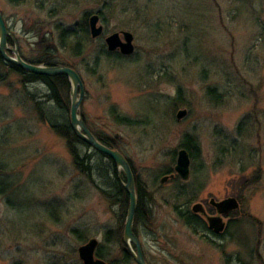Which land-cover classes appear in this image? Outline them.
<instances>
[{
	"label": "rangeland",
	"instance_id": "1",
	"mask_svg": "<svg viewBox=\"0 0 264 264\" xmlns=\"http://www.w3.org/2000/svg\"><path fill=\"white\" fill-rule=\"evenodd\" d=\"M0 11L9 48L26 61L49 49L80 73L81 117L149 194L152 218L135 223L149 264H264V0H0ZM93 14L104 34L82 37L77 56L61 31L80 32ZM123 31L131 55L108 49ZM50 95L0 62V264H84L79 248L93 238L107 264H138L124 254L128 210L105 194H116L109 159L79 143L93 168H77L51 126L66 114ZM188 138L199 152L184 180L175 167ZM229 197L242 204L222 235L195 234L179 216Z\"/></svg>",
	"mask_w": 264,
	"mask_h": 264
},
{
	"label": "water",
	"instance_id": "2",
	"mask_svg": "<svg viewBox=\"0 0 264 264\" xmlns=\"http://www.w3.org/2000/svg\"><path fill=\"white\" fill-rule=\"evenodd\" d=\"M91 34L93 38H98L104 34V26L101 24V16L93 14L90 17ZM9 30L4 21L3 14L0 11V53L7 63H12L25 69L31 73L45 76L65 75L69 78L72 87V107L70 114L71 126L76 134L87 144L93 147L98 152L112 158L118 168H121L126 176L127 182L124 184L130 196V203L127 212L125 226V242L129 248L131 243L136 247V253L133 251V256L138 264H148L143 253L141 243L134 232V221L138 209V194L136 188V177L129 160L117 149L110 148L103 144L90 131L87 124L80 114L82 100L85 94V85L80 73L66 65H39L26 61L17 48L11 49L8 46ZM108 49L112 52L119 51L124 55H131L135 51L134 35L132 32L123 31L115 32L106 37ZM13 53V55L10 54ZM187 115V110H181L178 113V118L182 119ZM177 174L184 180H187L191 175V156L186 149H182L178 154V161L175 167ZM173 177V176H172ZM169 180V176L162 179V183ZM211 204L216 208V215H206L210 230L215 234L220 235L225 233L227 222L225 216L237 211L241 207V203L236 197H229L221 201L215 198L211 199ZM193 211L198 214H206L203 203H196L193 206ZM99 246L97 238L91 239L88 243L79 248L80 258L84 264H107L103 259L96 256V251ZM132 249V248H131Z\"/></svg>",
	"mask_w": 264,
	"mask_h": 264
},
{
	"label": "trees",
	"instance_id": "3",
	"mask_svg": "<svg viewBox=\"0 0 264 264\" xmlns=\"http://www.w3.org/2000/svg\"><path fill=\"white\" fill-rule=\"evenodd\" d=\"M89 16L86 15L80 25V32H78V30L75 29H71V30H65L63 29L61 31V36L62 38H67L68 34L69 36H71L72 38L77 40L76 43V47L74 48L73 52L75 55H80L82 53V44H83V40H81L82 37H88L91 35V31H90V25H89ZM62 47H65L63 44H61ZM104 48L107 49L106 45H104ZM110 54V53H109ZM30 63L33 64H45V65H57L58 62L56 61V59L54 58L53 54L50 53L49 49H47L45 51V54L34 58L33 60H27ZM0 62L4 63L11 71H14L16 73H18L22 78L23 81L26 83H43L44 85H46L49 88V91L51 93L50 95V99L52 101L55 102L56 105L60 106L63 110H64V116H62V118L65 119V122L59 124L57 117V114H55L54 119L51 121V126L52 128L63 138H65L68 142V146L70 149L71 154L73 155L75 164L77 166V168L81 171V172H85V173H90V171H92V166L89 165V163H87L89 156L85 155L82 156L80 149L78 148L79 143H83L87 146H89V144H87L84 140H82L74 131V129L71 126V121H70V117L68 116V112L70 111V102H69V93L71 90V82L69 80V78L65 75H58V76H45V75H38V74H34L31 73L25 69L20 68L19 66H16L12 63H7L5 61V59L2 57L1 53H0ZM67 65V64H66ZM67 66H71L73 68H75L73 65L68 64ZM67 93V94H66ZM213 93V91H212ZM216 93V92H214ZM65 94L68 96V98L65 96ZM41 106H39L38 104V110L41 112V115H44L42 113V109H40ZM128 119L126 118H122L121 121H127ZM95 136L105 145L109 146L110 148L113 149H118L116 147V145L111 142L110 140H108L107 138L94 133ZM184 148H186V150L189 152L190 156L195 159L196 155L199 152V146L196 143H193L192 139H187V141L184 143ZM100 153V152H99ZM102 154V153H101ZM104 156H106L109 159V164H110V169L111 172L110 174L113 172L114 174V180L111 183L110 182V187L114 186L115 187V192H107L105 191V194L108 198H115V197H119V203L122 204V208L124 210H128L129 208V203H130V196L125 188V183L123 181H126V176L124 174V172L122 170H120L116 163L113 161L112 158L108 157L107 155L103 154ZM132 165V164H131ZM121 174V177H120ZM176 177H179L178 175ZM123 179V181H122ZM174 179V178H173ZM170 179V180H173ZM113 187V188H114ZM136 188H137V194H138V209H137V213L135 216V223H141V222H145L146 219L152 218L153 215V210L152 208L148 207V204L150 203V200L148 199V195L146 193V190L144 189V187L141 185L140 181L137 179L136 177ZM112 191V190H111ZM240 202H242L241 198L239 199ZM242 204V203H241ZM207 211L210 214H213V211L217 212L216 208L211 206H209V209H207ZM237 212V211H236ZM185 212H183V210H181L179 212V216L183 219L184 223L195 233L198 234L202 231L205 230H210L208 223L206 220H202L200 219V217H202V215L194 213L192 210H187V214L184 215ZM234 214V212L230 215L232 216ZM126 247H124V254L125 257L129 259L133 257L132 253L130 252V250L127 248V245H125ZM97 256L99 255V251L97 249Z\"/></svg>",
	"mask_w": 264,
	"mask_h": 264
},
{
	"label": "bare ground",
	"instance_id": "4",
	"mask_svg": "<svg viewBox=\"0 0 264 264\" xmlns=\"http://www.w3.org/2000/svg\"><path fill=\"white\" fill-rule=\"evenodd\" d=\"M144 253V252H143ZM101 259V258H100Z\"/></svg>",
	"mask_w": 264,
	"mask_h": 264
}]
</instances>
